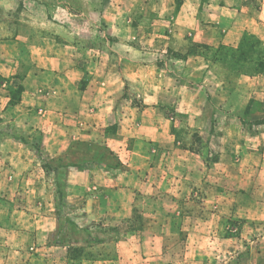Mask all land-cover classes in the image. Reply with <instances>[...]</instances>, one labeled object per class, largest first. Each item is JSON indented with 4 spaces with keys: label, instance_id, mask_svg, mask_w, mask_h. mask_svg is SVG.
<instances>
[{
    "label": "rangeland",
    "instance_id": "rangeland-1",
    "mask_svg": "<svg viewBox=\"0 0 264 264\" xmlns=\"http://www.w3.org/2000/svg\"><path fill=\"white\" fill-rule=\"evenodd\" d=\"M240 1L0 0V264H260L264 220L220 208L227 183L108 194L89 170L130 157L133 138L115 140L134 109H166L146 118L171 134L158 158L176 165L187 149L194 165L215 161L222 125L246 141L264 132V35L252 32L264 27L222 40Z\"/></svg>",
    "mask_w": 264,
    "mask_h": 264
},
{
    "label": "crops",
    "instance_id": "crops-1",
    "mask_svg": "<svg viewBox=\"0 0 264 264\" xmlns=\"http://www.w3.org/2000/svg\"><path fill=\"white\" fill-rule=\"evenodd\" d=\"M187 1L185 0V3ZM244 2L241 0L240 3L237 2L236 6L229 8L233 12V18L232 21L224 19L227 25L223 27L222 40L225 43H233L236 46L245 30H248L249 21L264 27V0H258L256 4ZM184 5L181 4L176 11V15L186 11ZM220 7L225 8L226 6L222 4ZM218 20L221 21L219 18ZM212 30H215L214 26ZM252 32H261V35H264V28ZM207 38H209L207 39L209 43L216 42L214 33H211ZM163 111H166V109L155 107H144L139 112L137 109L132 110L131 114L134 116L138 114L137 116H141L140 119L134 116L130 118L129 115L121 113L119 137H117V140L114 138L112 140L120 142V136L123 137L124 134L133 138L130 157L125 160L122 159L119 163L115 160L113 164L108 165L107 170H104L101 165L99 169L96 166L89 168L91 171L102 173L105 182L104 191L108 194L113 191L128 194L136 187L144 188L147 186L150 188L152 186L151 182L162 184L169 181L171 185H174L171 187L172 194L181 196L184 192L190 193L193 190L196 178L198 181H202L203 185L206 183L205 181L218 180L222 182L220 184L223 187L227 183L225 187L230 189L228 192L226 189H223L222 193L219 192L217 201L220 208L226 210L229 204H233V206L230 205L233 207V216L238 217L244 212L250 218L249 223L252 222L251 220H264V132L250 133L249 141H246L240 124L222 125L220 127L221 133L210 134V141L215 143L218 152L215 161L194 165L190 161L193 158L191 155L194 154L187 149L178 151L180 156L185 155L183 158L186 160L176 165L169 161H161L158 158L161 153L164 155L170 152L167 148L161 150L157 141L165 139L166 136L170 138L171 134L164 133V128L159 130L160 127L155 118H146V116L154 117V115L162 114ZM133 119H135L138 128L152 126L155 130L140 131V129L137 133H132L126 126L131 125ZM167 122L170 121H165L166 127H168ZM51 140L53 142L48 145L51 147L54 143L60 144L63 142L59 147L54 145L53 150L57 149L60 152L66 149L68 144L66 139L63 138L58 143H56L55 138ZM8 159L11 160L12 157H8ZM75 163H71L72 166L69 167L67 179L72 187L77 189L78 186L72 178H76L81 171L78 170ZM242 188L246 192H241ZM241 194L245 196V199H242ZM227 196H233V198L230 200ZM261 240H264V237ZM260 264H264V259Z\"/></svg>",
    "mask_w": 264,
    "mask_h": 264
},
{
    "label": "trees",
    "instance_id": "trees-1",
    "mask_svg": "<svg viewBox=\"0 0 264 264\" xmlns=\"http://www.w3.org/2000/svg\"><path fill=\"white\" fill-rule=\"evenodd\" d=\"M243 37V36H242ZM241 40H242V38H241ZM241 40H240V42H241ZM240 42H239V44H240Z\"/></svg>",
    "mask_w": 264,
    "mask_h": 264
}]
</instances>
